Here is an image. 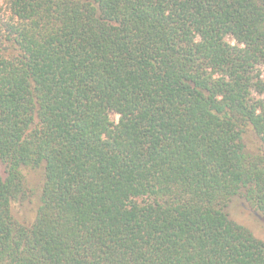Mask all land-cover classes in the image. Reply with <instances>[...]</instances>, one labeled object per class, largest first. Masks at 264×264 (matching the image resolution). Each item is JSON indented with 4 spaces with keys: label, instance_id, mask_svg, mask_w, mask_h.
<instances>
[{
    "label": "trees",
    "instance_id": "16d2710c",
    "mask_svg": "<svg viewBox=\"0 0 264 264\" xmlns=\"http://www.w3.org/2000/svg\"><path fill=\"white\" fill-rule=\"evenodd\" d=\"M263 72L264 0H0V264H264Z\"/></svg>",
    "mask_w": 264,
    "mask_h": 264
},
{
    "label": "rangeland",
    "instance_id": "374dc122",
    "mask_svg": "<svg viewBox=\"0 0 264 264\" xmlns=\"http://www.w3.org/2000/svg\"><path fill=\"white\" fill-rule=\"evenodd\" d=\"M264 77V72H263ZM259 100H264V96H258ZM118 120L117 117L113 116ZM31 187H37L43 180L42 170H36L28 174ZM227 213L231 220L248 228L257 238L264 241V218L251 209L243 197L237 196L227 208Z\"/></svg>",
    "mask_w": 264,
    "mask_h": 264
}]
</instances>
